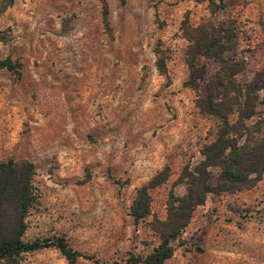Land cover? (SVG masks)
Instances as JSON below:
<instances>
[{
	"label": "rangeland",
	"instance_id": "374dc122",
	"mask_svg": "<svg viewBox=\"0 0 264 264\" xmlns=\"http://www.w3.org/2000/svg\"><path fill=\"white\" fill-rule=\"evenodd\" d=\"M0 0V162L34 165L37 197L23 240L61 236L74 264H130L158 243L169 193L181 195L184 166L200 159L216 122L195 107L180 24L212 23L234 32L227 60L240 82L264 70V0ZM163 60L160 73L155 60ZM204 83L218 63L198 58ZM264 80V77L262 78ZM255 110L264 114V89ZM165 165L148 190V213L133 220L136 190ZM211 168L209 183H215ZM162 264H264V168L248 190L207 194ZM17 264H68L53 246ZM141 264V263H137Z\"/></svg>",
	"mask_w": 264,
	"mask_h": 264
},
{
	"label": "trees",
	"instance_id": "16d2710c",
	"mask_svg": "<svg viewBox=\"0 0 264 264\" xmlns=\"http://www.w3.org/2000/svg\"><path fill=\"white\" fill-rule=\"evenodd\" d=\"M97 1L102 24L108 28L106 0ZM117 1L120 5L124 3V0ZM217 1L221 4L223 0ZM11 2L6 0L2 7ZM180 31L187 40L184 61L188 72L182 84L196 92L195 107L200 114L215 120V130L211 141L199 149L200 159L181 169L178 180L184 185V192L179 196L169 193L165 219L157 221L161 225L158 243L145 256L129 254L126 262L130 264H162L172 254V241L179 237L193 209L204 202L207 194L248 190L260 179L264 168V114L255 110L258 92L264 89V70L256 71L244 82L236 78L243 69L242 63L224 57L235 36L232 29H222L212 23L191 26L184 20ZM200 57L218 63V69L204 83L202 91L198 87L205 80L206 69L203 63L197 62ZM155 66L160 73H166L161 58H156ZM1 68L13 71L15 65L9 59H2ZM213 167L217 168V174L215 183L210 184ZM34 170V165L25 159L9 158L0 162V264H17L22 253L50 246L68 264H74L81 254L69 247L63 237L22 238L26 227L24 217L37 199L32 185ZM167 174L165 165L136 190L129 207L133 220L148 213V190L161 184Z\"/></svg>",
	"mask_w": 264,
	"mask_h": 264
}]
</instances>
